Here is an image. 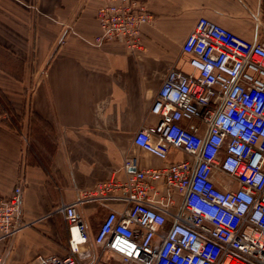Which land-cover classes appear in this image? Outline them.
<instances>
[{
    "label": "built area",
    "instance_id": "2783aa9c",
    "mask_svg": "<svg viewBox=\"0 0 264 264\" xmlns=\"http://www.w3.org/2000/svg\"><path fill=\"white\" fill-rule=\"evenodd\" d=\"M95 18L90 39L70 32L95 47L116 40L135 52L153 16L142 0H100ZM180 52L192 71L168 69L149 108L155 121L132 137L161 164L141 166L128 155L96 184L92 195L107 212L93 234L75 207L87 195L60 201L68 252L40 255L37 264H84L90 252L80 246L89 241L96 256L121 264H264V45L199 17ZM172 149L185 156L169 160ZM21 200V184L0 196L3 235L24 224Z\"/></svg>",
    "mask_w": 264,
    "mask_h": 264
},
{
    "label": "crops",
    "instance_id": "0c3cea01",
    "mask_svg": "<svg viewBox=\"0 0 264 264\" xmlns=\"http://www.w3.org/2000/svg\"><path fill=\"white\" fill-rule=\"evenodd\" d=\"M142 1L153 19L142 29V49L129 52L120 41L95 47L70 32L89 39L98 32L100 0H0V91L23 125H32L34 116L55 131L43 163L8 126L9 115L0 114V196L22 185L24 223L12 235L0 232L1 264H37L40 255L66 254L60 201L87 195L75 207L93 234L107 212L92 195L96 184L128 155L138 156L141 166L161 164L132 137L155 121L149 108L168 69L192 71L177 46L199 17L264 45V0ZM184 156L172 149L168 159ZM107 203L121 207L115 199ZM80 249L90 252L84 264H110L115 256H96L99 246L91 241Z\"/></svg>",
    "mask_w": 264,
    "mask_h": 264
},
{
    "label": "rangeland",
    "instance_id": "374dc122",
    "mask_svg": "<svg viewBox=\"0 0 264 264\" xmlns=\"http://www.w3.org/2000/svg\"><path fill=\"white\" fill-rule=\"evenodd\" d=\"M177 49H180V45L177 46ZM6 113L9 115L6 121L8 126L12 127L17 133L22 134V140L26 149L28 151L31 150L34 156L40 155L43 163L48 162L54 148V129L41 124L34 116H31L32 118L30 119L32 125L25 126L15 112L8 111ZM168 225L169 223L166 224V226ZM108 260L110 264H121L117 256H111Z\"/></svg>",
    "mask_w": 264,
    "mask_h": 264
},
{
    "label": "trees",
    "instance_id": "16d2710c",
    "mask_svg": "<svg viewBox=\"0 0 264 264\" xmlns=\"http://www.w3.org/2000/svg\"><path fill=\"white\" fill-rule=\"evenodd\" d=\"M8 111L12 112V106L0 91V114H5Z\"/></svg>",
    "mask_w": 264,
    "mask_h": 264
}]
</instances>
